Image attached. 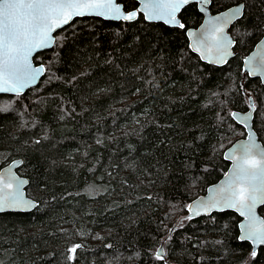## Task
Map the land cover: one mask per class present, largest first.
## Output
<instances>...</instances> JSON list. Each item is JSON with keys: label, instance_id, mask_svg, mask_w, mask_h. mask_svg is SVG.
<instances>
[{"label": "trees", "instance_id": "trees-1", "mask_svg": "<svg viewBox=\"0 0 264 264\" xmlns=\"http://www.w3.org/2000/svg\"><path fill=\"white\" fill-rule=\"evenodd\" d=\"M238 3L237 55L222 67L189 47L187 30L203 20L196 4L180 14L185 29L140 14L78 18L57 33L35 59L46 66L39 85L9 104L17 96H0V169L22 160L38 202L0 214V264H264V248L253 256L239 239L236 213L187 217L245 138L232 113L248 111L249 97L264 143V85L242 69L264 38V0H212L211 11Z\"/></svg>", "mask_w": 264, "mask_h": 264}, {"label": "water", "instance_id": "water-1", "mask_svg": "<svg viewBox=\"0 0 264 264\" xmlns=\"http://www.w3.org/2000/svg\"><path fill=\"white\" fill-rule=\"evenodd\" d=\"M146 2L147 0H138L139 6L136 10L126 11L125 6L121 2V0H116V3L122 8V11L125 14H130L132 12L136 13L135 18L132 20L126 21L122 19H107L103 16L95 15L74 17L68 24H65L61 28H57L55 31H53V41L50 46L40 48L34 51L31 55L30 63L32 65V68L39 69L34 82L23 88L19 95L14 92H0V95L18 97L24 95L31 88L37 87L41 79L46 74L45 64H37L35 61L37 55L54 48L56 44L57 33L69 26L74 20L78 18L94 17L106 21L134 22L138 19L139 15L142 14L145 21L147 22L162 23L169 27L185 29V25L181 21L180 14L187 6L196 4L199 12L203 15V20L197 28H189L186 32L187 38L189 40V47L192 52L198 55L203 62L218 67L227 65L231 59L236 57L237 42L236 39L232 36L231 30L235 26V24L244 16V3L232 5L219 13H212V0H189L187 4H184L182 7H180L179 11L176 12L175 17L177 23H167L165 22L167 17L165 19L149 18L143 10L144 3ZM236 9H239V14L235 17H232V12ZM217 17H220L221 19L217 21ZM226 17L230 19L225 23L224 20ZM210 22H214V24ZM178 24H183L184 27L181 28L178 26ZM214 26L223 29L222 32L215 33V36L220 40L223 46H226V55L223 52L217 51L212 31V28ZM261 53H264V38H262L254 46V48L248 55L243 57L242 69L245 77H249L251 79H259L264 85V63L260 62ZM221 57H223V59H221ZM249 105V110L246 112L234 111L232 113V117L234 118V120L245 128L246 136L245 138H241L235 141L224 152L225 160L230 163L227 172L217 183L209 186L204 195L196 198L189 204L187 217L190 219H199L202 217L211 216L215 212L231 211L236 213L239 218H241V222L239 223V239L241 241L249 242L252 246V252L255 251L257 255L259 250L261 248H264V243H256L254 239L248 238V224L250 216H254L257 222H264V217L260 214L261 208L264 207V184H261L259 181L256 182L261 191L256 193L257 203L252 208L251 212H249L247 208H241L239 204L233 207L227 206V204L223 202L222 196L227 195L228 193L221 192L222 189L229 188V186L231 185L232 189H234L237 193H239V190L243 188L245 197H250L253 194V186L247 181L241 182L237 180V176L241 175L239 173L238 166L243 165L245 161H256L259 168L264 169V143L259 139V136L254 128L256 106L253 97H249ZM249 146H251L250 152L247 150ZM22 163V160L16 159L0 169V188L3 189V191H0V197L7 196L10 202L19 201L18 203H10V205H6L0 208V214L7 212L29 213L34 211L38 206V202L34 198L30 197L27 192L29 180L18 173V170ZM247 166L250 170H252L251 164ZM5 184H10L11 187L4 188ZM214 197L220 201L215 205H213ZM236 198L239 199V196H237ZM242 211L245 213L244 215L241 214ZM175 228L171 230L170 235L173 234ZM158 254L159 258L165 259L166 254L164 244H162L157 250V257ZM167 264L175 263L167 261Z\"/></svg>", "mask_w": 264, "mask_h": 264}, {"label": "snow or ice", "instance_id": "snow-or-ice-1", "mask_svg": "<svg viewBox=\"0 0 264 264\" xmlns=\"http://www.w3.org/2000/svg\"><path fill=\"white\" fill-rule=\"evenodd\" d=\"M188 2L189 0H147L143 10L150 19L167 17L165 22L177 23L176 12ZM238 14L239 9L233 10L232 17ZM84 15L127 21L134 19L136 13L125 14L116 0H0V92L19 95L23 88L33 83L39 72L30 63L33 52L50 46L53 41L52 33L57 28L68 24L74 17ZM220 19L216 18L217 21ZM229 19L226 17L224 22ZM178 26L184 27L183 24ZM212 31L217 51L226 55V46L215 36V33L222 32L223 29L214 26ZM260 62L264 63V53L260 54ZM247 150L250 152L251 146ZM249 164L252 165V170L247 166ZM238 170L241 175L237 176V180L252 184L253 194L245 197L243 188L237 193L230 185L221 190L222 193H228L222 196V200L229 207L239 204L241 208H247L251 212L257 203L256 193L261 191L256 182L264 184V169L259 168L256 161H245L238 166ZM9 187L10 184L4 185V188ZM0 191L3 189L0 188ZM18 202H10L7 196H3L0 197V208ZM219 202L213 198V205ZM241 214L245 213L242 211ZM248 238L254 239L256 243H264V222H257L254 216L249 217ZM71 251L75 253L76 248ZM252 255H256L255 251Z\"/></svg>", "mask_w": 264, "mask_h": 264}, {"label": "rangeland", "instance_id": "rangeland-1", "mask_svg": "<svg viewBox=\"0 0 264 264\" xmlns=\"http://www.w3.org/2000/svg\"><path fill=\"white\" fill-rule=\"evenodd\" d=\"M244 56H245V55H244ZM17 99H18V97L14 98V99L6 98V99H2V102H4L5 104H6V103L9 104V102H11V100H14V101H15V100H17ZM9 100H10V101H9ZM5 104H4V105H5ZM4 105H3V106H4ZM256 108H257V107H256Z\"/></svg>", "mask_w": 264, "mask_h": 264}, {"label": "flooded vegetation", "instance_id": "flooded-vegetation-1", "mask_svg": "<svg viewBox=\"0 0 264 264\" xmlns=\"http://www.w3.org/2000/svg\"><path fill=\"white\" fill-rule=\"evenodd\" d=\"M218 13H219V12H218ZM198 26H199V25H198ZM198 26H197V27H198ZM197 27H192V28H197ZM231 34H232V36L234 37V34H233L232 31H231ZM260 40H261V39H260ZM260 40H259V41H260ZM259 41H258V42H259ZM258 42H257V43H258ZM257 43H256V44H257ZM250 52H251V51H250ZM250 52H249V53H250ZM249 53H246L245 56L248 55ZM245 56H243V57H245ZM257 80H259V79H257ZM260 82H261V81H260ZM0 96H1V95H0ZM5 96H9V95H5Z\"/></svg>", "mask_w": 264, "mask_h": 264}]
</instances>
